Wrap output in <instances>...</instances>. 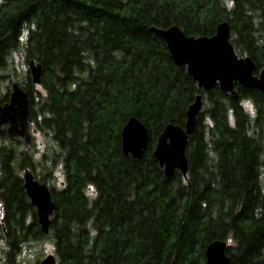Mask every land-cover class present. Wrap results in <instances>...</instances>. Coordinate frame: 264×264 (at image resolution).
<instances>
[{
	"label": "trees",
	"instance_id": "16d2710c",
	"mask_svg": "<svg viewBox=\"0 0 264 264\" xmlns=\"http://www.w3.org/2000/svg\"><path fill=\"white\" fill-rule=\"evenodd\" d=\"M222 21L236 54L264 68V0H0V70L15 51L41 65L42 90L28 73L20 86L30 127L52 142L41 181L63 175L44 235L22 187L30 158L0 150V201L11 217L2 219L4 264H25L22 247L47 239L57 264H203L215 239L227 242L231 264H264V94L237 84V100L218 85L200 91L149 30L210 36ZM200 92L186 177H165L157 138L168 123L183 127ZM131 116L149 132L139 160L120 148Z\"/></svg>",
	"mask_w": 264,
	"mask_h": 264
},
{
	"label": "water",
	"instance_id": "95a60500",
	"mask_svg": "<svg viewBox=\"0 0 264 264\" xmlns=\"http://www.w3.org/2000/svg\"><path fill=\"white\" fill-rule=\"evenodd\" d=\"M149 30L161 38L174 64L184 67L200 91H208L215 85L221 91L237 100L234 84L254 88L264 94V68L257 73V66L249 56H238L230 42V25L227 21L217 23L210 36H188L178 26L167 28L151 26ZM29 76L33 85L41 84L42 67L34 60L28 62ZM202 93L197 94L185 111L183 127L168 123L157 138L152 152L165 177L178 171L186 177L188 161L185 154L188 138L193 135L198 115L202 109ZM31 121L29 99L21 86L13 82L8 102L0 104V128L6 126L10 140L21 138L27 151L33 149V136L28 130ZM149 143L148 128L136 117H129L120 130V148L124 156L139 160L145 154ZM23 189L30 204L36 210L37 224L42 234L49 233L51 217L56 204L46 183L33 179L25 169L22 175ZM226 241L215 239L204 249L203 264H231L226 254ZM54 254L45 255L39 264H56ZM171 264H174L172 261Z\"/></svg>",
	"mask_w": 264,
	"mask_h": 264
},
{
	"label": "rangeland",
	"instance_id": "374dc122",
	"mask_svg": "<svg viewBox=\"0 0 264 264\" xmlns=\"http://www.w3.org/2000/svg\"><path fill=\"white\" fill-rule=\"evenodd\" d=\"M10 61V64L12 66L9 67V69L0 70V99L6 95L9 96L10 86L13 82L21 85L26 74H29L28 64L25 63V56L22 51H15L14 53H12ZM36 89H38L39 91L42 90L39 85L36 86ZM244 107L247 111L253 113V106L250 103H245ZM30 130L35 131L34 140L36 142V149L31 154V161H37L38 163L41 162L42 165V161L46 159V157L48 159V157L52 155V151L49 149V147L52 146L51 139L44 132H40L34 129L33 126L30 127ZM13 147L16 150L17 154L21 153L22 151L24 152V150L26 149L24 145L19 146L17 144H14ZM17 162H19V158L17 159ZM54 171H56L53 174L55 178L53 180H50V182H48L47 184L49 187L59 189V186L63 182V175L60 170ZM44 173L45 172L42 170L40 176L38 177L40 178L44 176ZM20 176H22V172H20ZM90 191L92 190L90 189ZM90 194L93 195L92 192H90ZM5 247L6 246H4L2 249H5ZM47 254H54L56 256L51 240L47 239L46 241L30 242L22 247L21 254L18 257V260H21L25 264H36L37 261L40 263L41 259ZM3 257L4 253L2 252V255L0 257V264H4Z\"/></svg>",
	"mask_w": 264,
	"mask_h": 264
},
{
	"label": "flooded vegetation",
	"instance_id": "af4514ba",
	"mask_svg": "<svg viewBox=\"0 0 264 264\" xmlns=\"http://www.w3.org/2000/svg\"><path fill=\"white\" fill-rule=\"evenodd\" d=\"M9 98V97H8ZM6 102H8V99H7V101ZM2 103H4V102H2ZM2 103H0V104H2ZM30 124H31V121L29 122V124H28V130H29V132L32 134V136H33V141H34V147H33V149H31V150H29V151H27V149H25L24 150V152L22 151L21 153L23 154V155H25L26 157H29L30 158V166H26V167H22V170H21V172H22V175H23V172H24V170L25 169H27V170H29L31 173H32V175H33V179L35 180V181H37V182H39V183H44V182H42L41 181V177L39 178L38 176H40V174H41V171L43 170L42 169V167H41V162H37V161H35V162H33V161H31V154L35 151V149H36V142H35V140H34V133H35V131L33 130V131H31L30 130ZM0 131H5V133H6V126H2L1 128H0ZM14 144H17V145H19V146H22L23 145V143H22V139L21 138H16L15 140H10L9 138H7V139H3L2 137H0V150H5V151H7V152H9L10 154H11V157L12 158H15L16 157V155H15V153H14V147H13V145ZM39 156H41V155H39ZM40 158V157H39ZM38 158V159H39ZM37 159V160H38ZM44 161V160H43ZM15 162V160L13 159V161H12V165H13V163ZM0 165H1V159H0ZM0 169H1V166H0ZM41 170V171H40ZM21 179H22V176H21ZM22 182H23V179H22ZM47 184V183H46ZM48 185V184H47ZM63 185V182H62V184L59 186V187H61ZM22 186H23V183H22ZM48 188H49V190H50V192H51V195H52V188L51 187H49L48 186ZM24 190V189H23ZM25 193V192H24ZM26 196V195H25ZM27 198V197H26ZM28 199V198H27ZM52 200H53V196H52ZM28 201H29V199H28ZM54 201V200H53ZM55 202V201H54ZM29 204H30V201H29ZM31 205V204H30ZM32 207V206H31ZM33 208V210H34V215L33 216H35L36 217V210H35V208L34 207H32ZM2 219H11V217H7V216H5L4 215V212H3V206H2V202L0 201V242H1V246H0V248H3L4 246H5V244L7 243V238H6V232H5V228H4V224H3V221H2ZM36 219H37V217H36Z\"/></svg>",
	"mask_w": 264,
	"mask_h": 264
}]
</instances>
